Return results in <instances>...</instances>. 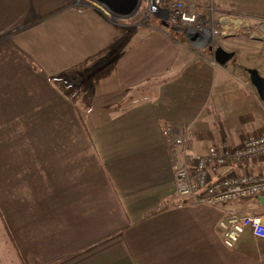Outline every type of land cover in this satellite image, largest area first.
<instances>
[{
    "label": "crops",
    "instance_id": "obj_1",
    "mask_svg": "<svg viewBox=\"0 0 264 264\" xmlns=\"http://www.w3.org/2000/svg\"><path fill=\"white\" fill-rule=\"evenodd\" d=\"M185 1L236 30L264 28V0ZM139 16L115 21L92 1L0 0V264H264V239L247 229L228 247L219 227L232 208L264 221V204L176 196L182 147L163 134L186 133L199 156L263 132L249 68L264 77V61H252L264 39L231 36L245 60L230 46L222 65L213 47L224 34L200 44L164 19L141 29ZM228 170L264 174V156Z\"/></svg>",
    "mask_w": 264,
    "mask_h": 264
},
{
    "label": "built area",
    "instance_id": "obj_2",
    "mask_svg": "<svg viewBox=\"0 0 264 264\" xmlns=\"http://www.w3.org/2000/svg\"><path fill=\"white\" fill-rule=\"evenodd\" d=\"M161 2L152 0L154 11L167 17L169 23L186 30L198 43H207L219 33L208 25L194 5L176 1L167 11ZM163 134L168 141L182 147L173 159L176 196L190 197L197 203L210 206L229 205L242 199L258 200L264 196V174L238 173L234 170L222 172L230 161L240 162L249 156H264V131L247 136L234 149L222 151L211 146L206 154L199 156L186 151V133L166 127ZM178 154L181 161L176 158ZM219 227L223 242L228 247H234L247 229L255 237L264 239V221L257 214L228 209Z\"/></svg>",
    "mask_w": 264,
    "mask_h": 264
},
{
    "label": "rangeland",
    "instance_id": "obj_3",
    "mask_svg": "<svg viewBox=\"0 0 264 264\" xmlns=\"http://www.w3.org/2000/svg\"><path fill=\"white\" fill-rule=\"evenodd\" d=\"M176 1H182V2H184V4H186V5H190V2H188V1H185V0H169V5H170V7H172L173 6V4L176 2ZM84 2H90V0H77V4L78 5H83L84 4ZM162 3V2H161ZM150 4H151V0H143V7H142V9L140 10V12L138 13V14H140V18L138 19V20H140L141 21V29L142 28H144V27H146L147 25H150V24H152V23H154V22H156V23H159V20L161 21V19H164L165 20V22H167L168 21V19H167V17H165V16H163L162 14H160L158 11H153L149 16L148 15H144V11H147L148 10V7L150 6ZM192 5H194V4H192ZM195 9H196V7H195ZM157 13V15L158 16H160V17H162V18H160V17H157L155 14ZM107 14V16H109V17H112L110 14H108V13H106ZM221 15V14H220ZM220 15L219 14H215V13H209L208 14V17H204L203 15H202V17H204L207 21H208V25L209 26H211V28H214V29H217V31L219 32L218 34H216V37L217 36H222L223 34H224V36H226V37H224V38H220L219 40H220V46L221 47H223V48H229L230 46H232V47H235L236 45L237 46H239V48H240V52H241V54H242V56H240L238 59H237V62L239 63V64H241V63H243L244 62V60H245V56H244V53L243 52H245L242 48V45L241 44H238L240 41L238 40V38L237 37H231V36H233V35H237V34H240L241 32H244V31H248V30H236L234 27H228L229 25L225 22V21H220L219 23L217 22V21H219V17H220ZM223 15H225V16H228V15H230V14H223ZM229 17V16H228ZM233 16H231V18H232ZM234 19H238V20H240V21H242V22H244V21H246L245 20V18L243 17V16H240V15H234ZM115 21L116 20H118V19H115V18H113ZM227 19H229V18H227ZM163 20V21H164ZM169 22V21H168ZM264 24V23H263ZM255 28H251L249 31H248V33L246 34L247 36H250L251 34H252V36H260V37H262L263 39H264V29L262 30V32L261 33H257V32H255L257 35H254V30ZM185 31V30H184ZM183 31V32H184ZM185 36V34H181V38H185L184 37ZM228 36H230V37H228ZM261 47L262 48H264V43H263V45H261ZM242 49V50H241ZM261 52V54L262 55H259V54H252L254 57H253V62L255 63V64H259V63H261L262 61H264V49H263V51H260ZM228 66H230V68H234L233 66V62H229L228 63ZM250 69V68H249ZM238 70V69H237ZM239 71V70H238ZM250 201H249V199H242V200H239V201H237V202H234V203H232V204H234V205H237V208L238 209H240L241 207H243L244 205L245 206H248V205H250Z\"/></svg>",
    "mask_w": 264,
    "mask_h": 264
},
{
    "label": "water",
    "instance_id": "obj_4",
    "mask_svg": "<svg viewBox=\"0 0 264 264\" xmlns=\"http://www.w3.org/2000/svg\"><path fill=\"white\" fill-rule=\"evenodd\" d=\"M94 6L99 7L104 12L110 14L115 19H128L137 15L143 7V0H90ZM154 11V7L151 4L146 11L149 16ZM169 11V10H167ZM165 26H168L167 22H164ZM184 34L191 40L190 35L185 30ZM212 47V46H211ZM213 54L216 62L219 64H226L230 61L234 52L227 51L221 46L213 47ZM250 78L252 84L255 86L260 98L264 101V77L255 68L249 69ZM259 201L264 204V196L259 197Z\"/></svg>",
    "mask_w": 264,
    "mask_h": 264
},
{
    "label": "trees",
    "instance_id": "obj_5",
    "mask_svg": "<svg viewBox=\"0 0 264 264\" xmlns=\"http://www.w3.org/2000/svg\"><path fill=\"white\" fill-rule=\"evenodd\" d=\"M71 3L73 4V2H71ZM44 18H45V17H42V18L36 19V20H34V21H31V22H29V23H27V24L21 26L20 28H18L17 30H15V31L12 32V33H18V32H20V31H23V30L29 29V28H31V27H33V26L39 24ZM167 23H168V29H169V31H170L173 35L181 36V34L184 33V32H183V31H184L183 28H181V27H179V26H175V25L169 23L168 21H167ZM158 210H159V209H158Z\"/></svg>",
    "mask_w": 264,
    "mask_h": 264
},
{
    "label": "flooded vegetation",
    "instance_id": "obj_6",
    "mask_svg": "<svg viewBox=\"0 0 264 264\" xmlns=\"http://www.w3.org/2000/svg\"><path fill=\"white\" fill-rule=\"evenodd\" d=\"M147 15V14H146ZM136 16V15H135Z\"/></svg>",
    "mask_w": 264,
    "mask_h": 264
}]
</instances>
